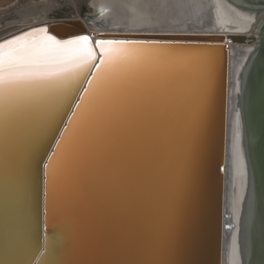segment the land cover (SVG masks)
<instances>
[{
    "label": "water",
    "instance_id": "95a60500",
    "mask_svg": "<svg viewBox=\"0 0 264 264\" xmlns=\"http://www.w3.org/2000/svg\"><path fill=\"white\" fill-rule=\"evenodd\" d=\"M230 1L256 12L255 22L260 21L254 35L96 34L105 38L101 40L169 43L210 54L197 86L190 83L191 119L181 118L156 191L134 213L104 214L69 183L57 185L49 197L44 164L56 144L55 139L38 136L48 114L25 111L14 122L0 124V264H224L226 234L238 224L230 221L226 209L228 47L254 42L256 49L245 63L239 86L244 178L237 216L244 264L250 254L255 264H264V0ZM98 15L95 12L90 18ZM47 27L60 39L89 32L79 18L54 20ZM91 75L78 85L76 100ZM205 86L210 102L201 120L198 105ZM66 112L61 130L72 108ZM55 136L59 139V132Z\"/></svg>",
    "mask_w": 264,
    "mask_h": 264
},
{
    "label": "snow or ice",
    "instance_id": "6c2138e0",
    "mask_svg": "<svg viewBox=\"0 0 264 264\" xmlns=\"http://www.w3.org/2000/svg\"><path fill=\"white\" fill-rule=\"evenodd\" d=\"M209 55L161 42L60 39L47 26L32 28L0 41V112L11 115L18 101L37 93L56 94L38 133L56 144L44 164L49 197L59 172L98 211L132 214L153 197L181 118L191 119L193 63L204 65ZM209 102L205 86L201 120Z\"/></svg>",
    "mask_w": 264,
    "mask_h": 264
},
{
    "label": "bare ground",
    "instance_id": "6f19581e",
    "mask_svg": "<svg viewBox=\"0 0 264 264\" xmlns=\"http://www.w3.org/2000/svg\"><path fill=\"white\" fill-rule=\"evenodd\" d=\"M94 11L99 15L94 19H82L88 26L93 44L105 39L96 34L102 32H153V31H210L226 34L254 35L260 19L256 12L237 6L230 0H92ZM80 19V18H79ZM208 23L210 29H191L199 23ZM48 22L34 23L28 27L0 39L3 41L32 28L47 26ZM253 31V32H252ZM252 32V33H251ZM114 39V38H113ZM256 43H230L228 68V112H227V149L224 172L226 175V209L231 215L230 221L238 222L237 229L228 230L224 242V264L245 263V253L241 239V221L238 219V207L241 200L243 183V165L241 134L242 122L239 106L240 76L247 59L256 49ZM99 49L97 48V53ZM206 64L193 63L191 86H197L200 72ZM26 99V100H25ZM31 100V102H29ZM58 97L54 93H37L18 101L11 110L0 112V124L14 122L19 113L30 111L48 114L56 104ZM21 105V106H16ZM68 183L58 172L54 188ZM68 185V184H67ZM72 188V187H71ZM76 192V191H75ZM243 206V204H242Z\"/></svg>",
    "mask_w": 264,
    "mask_h": 264
},
{
    "label": "rangeland",
    "instance_id": "374dc122",
    "mask_svg": "<svg viewBox=\"0 0 264 264\" xmlns=\"http://www.w3.org/2000/svg\"><path fill=\"white\" fill-rule=\"evenodd\" d=\"M91 1L0 0V39L37 22H52L67 18L88 19L95 13ZM200 28L210 29L212 27L202 22L188 30ZM254 261L253 254H250L247 264H255Z\"/></svg>",
    "mask_w": 264,
    "mask_h": 264
}]
</instances>
